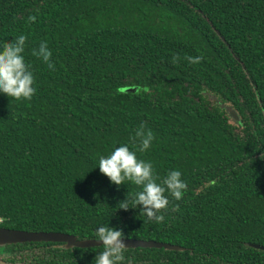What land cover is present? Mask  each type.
Segmentation results:
<instances>
[{
  "label": "trees",
  "instance_id": "16d2710c",
  "mask_svg": "<svg viewBox=\"0 0 264 264\" xmlns=\"http://www.w3.org/2000/svg\"><path fill=\"white\" fill-rule=\"evenodd\" d=\"M0 227L185 249L14 263L264 264V0H0Z\"/></svg>",
  "mask_w": 264,
  "mask_h": 264
},
{
  "label": "water",
  "instance_id": "95a60500",
  "mask_svg": "<svg viewBox=\"0 0 264 264\" xmlns=\"http://www.w3.org/2000/svg\"><path fill=\"white\" fill-rule=\"evenodd\" d=\"M234 122L238 119L236 111L227 109ZM59 243L63 244L66 249L73 248H95L108 245L116 249H137V248H157L167 251H184L185 249L165 242L146 241L129 238H106V239H83L79 240L77 236L61 232H29L17 229H8L0 227V248L9 245L24 243ZM251 248L264 251V246L259 244H249ZM0 264H22L0 260Z\"/></svg>",
  "mask_w": 264,
  "mask_h": 264
},
{
  "label": "rangeland",
  "instance_id": "374dc122",
  "mask_svg": "<svg viewBox=\"0 0 264 264\" xmlns=\"http://www.w3.org/2000/svg\"><path fill=\"white\" fill-rule=\"evenodd\" d=\"M259 245H260V244H259ZM262 246H264V245H262ZM6 258H7L6 255L0 256V259H6Z\"/></svg>",
  "mask_w": 264,
  "mask_h": 264
},
{
  "label": "flooded vegetation",
  "instance_id": "af4514ba",
  "mask_svg": "<svg viewBox=\"0 0 264 264\" xmlns=\"http://www.w3.org/2000/svg\"><path fill=\"white\" fill-rule=\"evenodd\" d=\"M250 243V242H249ZM251 244H258V243H256V242H253V243H251ZM250 249H252V248H250ZM254 249V248H253ZM257 250V249H256ZM258 251H261V250H258ZM264 252V251H263ZM218 260H220V259H218Z\"/></svg>",
  "mask_w": 264,
  "mask_h": 264
}]
</instances>
